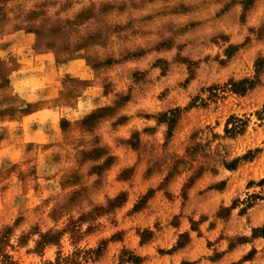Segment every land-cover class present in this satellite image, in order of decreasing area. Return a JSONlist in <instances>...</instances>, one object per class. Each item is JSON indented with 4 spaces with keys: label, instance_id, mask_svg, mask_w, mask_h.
Masks as SVG:
<instances>
[{
    "label": "clouds",
    "instance_id": "9594fccd",
    "mask_svg": "<svg viewBox=\"0 0 264 264\" xmlns=\"http://www.w3.org/2000/svg\"><path fill=\"white\" fill-rule=\"evenodd\" d=\"M0 264H264V0H0Z\"/></svg>",
    "mask_w": 264,
    "mask_h": 264
}]
</instances>
